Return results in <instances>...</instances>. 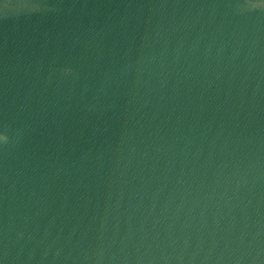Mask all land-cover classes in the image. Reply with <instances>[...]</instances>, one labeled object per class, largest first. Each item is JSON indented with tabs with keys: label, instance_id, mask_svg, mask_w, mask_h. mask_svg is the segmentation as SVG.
<instances>
[{
	"label": "water",
	"instance_id": "95a60500",
	"mask_svg": "<svg viewBox=\"0 0 264 264\" xmlns=\"http://www.w3.org/2000/svg\"><path fill=\"white\" fill-rule=\"evenodd\" d=\"M0 264H264V0H0Z\"/></svg>",
	"mask_w": 264,
	"mask_h": 264
}]
</instances>
